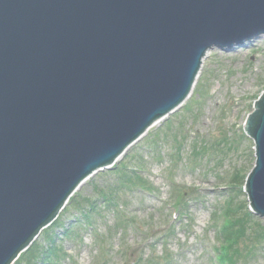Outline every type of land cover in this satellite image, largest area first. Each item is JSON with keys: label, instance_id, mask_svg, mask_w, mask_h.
<instances>
[{"label": "water", "instance_id": "water-1", "mask_svg": "<svg viewBox=\"0 0 264 264\" xmlns=\"http://www.w3.org/2000/svg\"><path fill=\"white\" fill-rule=\"evenodd\" d=\"M264 35V0H0V264L190 96L213 48ZM245 192L264 219V94Z\"/></svg>", "mask_w": 264, "mask_h": 264}, {"label": "rangeland", "instance_id": "rangeland-1", "mask_svg": "<svg viewBox=\"0 0 264 264\" xmlns=\"http://www.w3.org/2000/svg\"><path fill=\"white\" fill-rule=\"evenodd\" d=\"M210 53L190 98L115 164L120 171L141 169L136 179L117 184L114 173L97 172L77 191L95 200L97 211L83 217L81 207L68 208L60 224L39 235L41 247L56 234L55 256L43 264H216V241L230 249L219 226L223 214L239 217L248 207L240 176L255 157L243 124L264 92V35ZM115 180V205L106 207L95 187ZM254 218L259 224L251 223L243 237L233 234L236 264H264V237H258L264 221Z\"/></svg>", "mask_w": 264, "mask_h": 264}, {"label": "trees", "instance_id": "trees-1", "mask_svg": "<svg viewBox=\"0 0 264 264\" xmlns=\"http://www.w3.org/2000/svg\"><path fill=\"white\" fill-rule=\"evenodd\" d=\"M117 167V166H116ZM122 168V167H121ZM109 172L114 173L116 176H118L117 178H115L118 183L116 182H112V185L106 184L104 187L98 189L97 187H95V193H97V197L100 196V198L105 201V205L106 207H109V205H115V194H116V189L115 184H121V181L124 183L126 181V183H129L132 178L136 179V175H138L137 170H128L126 169L125 166H123L122 170L120 171L117 168L111 169L109 170ZM124 185V184H122ZM240 189H241V184H240ZM91 197H82V196H73L70 198L69 203L67 205V207L65 208V210H67L68 208H79L81 207L80 210V214L83 215V217H86L90 214L95 213L97 210L95 209V207L98 209L99 205H97L92 199H90ZM244 207L246 208V205L244 203L242 209V214L239 215V217H233V215L227 214L225 216V222L222 224L221 230H220V234L223 237V239L227 242H230L231 246L230 249L226 250L225 247H222V252L221 255L219 256V259L222 263H226V264H236V261L234 259V257H238V250H237V242H235V237H233V234H235L236 236L239 237H243V235L245 234L246 231L252 230L251 229V223H256L259 224V222H255L253 220H255V218L253 217V215H251L247 209H244ZM95 209V211L93 212V210ZM57 223L60 224V220L57 221ZM56 222L52 225L55 226V224H57ZM250 224V225H249ZM256 224H254L253 226H256ZM249 226V228H248ZM260 228L262 229V232H260V236L259 239H263L264 237V228L260 226ZM70 231V230H69ZM68 232V230H67ZM53 234V235H52ZM50 237H47V244L46 246H42L38 247V245H36L35 243H33L31 245V247L29 249H27L23 254H21V256L19 257V259L14 263V264H23L26 260L30 263V264H43L44 262H48L51 258V254H54L53 251V247H54V238H56V234H54L53 232H51ZM259 239L256 241L260 242ZM261 243V242H260ZM250 253H252V251H250ZM55 256V254H54ZM50 258V259H49ZM168 260V259H167Z\"/></svg>", "mask_w": 264, "mask_h": 264}, {"label": "bare ground", "instance_id": "bare-ground-1", "mask_svg": "<svg viewBox=\"0 0 264 264\" xmlns=\"http://www.w3.org/2000/svg\"><path fill=\"white\" fill-rule=\"evenodd\" d=\"M211 55V53H210V51L209 52H207V54H206V57H209ZM205 57V58H206ZM200 74V73H199ZM199 77V76H198ZM198 77H197V79H198ZM156 124H158V123H156Z\"/></svg>", "mask_w": 264, "mask_h": 264}]
</instances>
